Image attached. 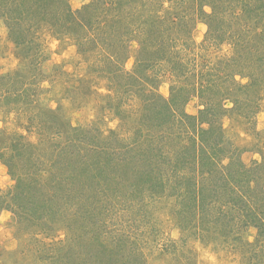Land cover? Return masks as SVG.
I'll use <instances>...</instances> for the list:
<instances>
[{"label": "rangeland", "instance_id": "obj_1", "mask_svg": "<svg viewBox=\"0 0 264 264\" xmlns=\"http://www.w3.org/2000/svg\"><path fill=\"white\" fill-rule=\"evenodd\" d=\"M41 1L50 7L44 15L34 6L13 30L8 7L21 1L0 0V58L11 53L16 62L7 72L0 64V164L13 182L0 189V211L12 214L0 264H98L103 248L123 256L121 264H211L205 252L222 264H262L257 228L217 222L224 209L234 212L221 207L232 190L214 188L239 167L247 174L238 180L249 175L252 186L264 185V77L256 60L237 64L236 79L250 84L245 75H255L257 91L241 93L244 105L222 119L224 156L216 161L227 168L202 174L208 158L199 137L190 141L182 111L198 115L206 97L217 100L222 75L233 71L227 60L262 44L264 7L259 14L250 7L255 17L245 20L242 1L251 0ZM52 40L57 55L74 51L55 63ZM212 80L213 90L201 87ZM79 177L84 191L71 186ZM194 186L216 200L209 211L179 198Z\"/></svg>", "mask_w": 264, "mask_h": 264}, {"label": "trees", "instance_id": "obj_2", "mask_svg": "<svg viewBox=\"0 0 264 264\" xmlns=\"http://www.w3.org/2000/svg\"><path fill=\"white\" fill-rule=\"evenodd\" d=\"M21 3L18 5H14L12 7H8L9 8V12H11L15 17H16V22L12 25H14L13 30L16 28H19V23L20 21L24 20V18H26V16L31 15L32 13V8L34 6L38 7V5L41 7L39 12L40 14L44 15V11H47L50 7H47L49 4L45 3L44 5L42 4L41 0H20ZM55 1L56 0H52ZM18 2V1H17ZM228 2H232L230 0H228ZM238 4L241 3V0L235 1ZM244 2V6H243V10L247 11L248 16L250 15V17L245 18V20H250V18L254 15H252L251 11H258V14L262 12V8L264 7V0H251L250 2L247 1H242ZM29 3V4H28ZM42 6H41V5ZM255 6V7H254ZM251 7V11L248 10ZM43 9V10H42ZM15 13V14H14ZM68 14L71 17L72 15H74V12L72 11V9L69 8L68 10ZM262 16V14H260ZM262 18V17H261ZM264 17L260 20H263ZM11 22H14L11 21ZM243 33H245L244 36H248L249 38L252 37L253 35L251 34L250 31H245V29L243 30ZM264 35V32L262 31L260 35ZM17 35V34H16ZM20 36L22 35H18L16 38V43L19 44L20 42L24 41V40H20ZM243 36V37H244ZM261 38V42L262 44H259L258 46H254L251 48L250 52L251 54H247V52L244 51V55L240 56L241 54H239V52L237 53L236 56L231 57L227 60V69L231 68L233 69V71H229V72H225L226 76L225 79L223 78L222 75V83H219L217 86V89L221 88V91L219 93V98H217V100H213L211 99V97H206V101H205V105L202 109L199 110L198 115H192V114H188L185 113L184 111H182L183 116L188 120V122H190V141L192 139L193 143L197 144V140L198 137L200 138V142H201V151L203 153L202 157L203 159L205 158L204 156H206L208 159H204L205 164L208 165V167L210 168H201L202 170V174H204L205 172L210 173L212 176H214V172L215 174H217L219 171H221L222 169L224 170L225 168H227V166L222 164V161L219 163H217L216 159H222V157L224 155L222 154H218L217 151L221 150L222 152V147L221 144L224 142V133L223 132V123H222V119L223 117L230 111L233 110L234 108H237V106H243V102H246V99L244 100V97H242L241 93H244V91H246L247 89H255L256 90V85L258 80H256V76L254 75L251 76V74H247L245 76L251 78L252 82L250 84H242L240 83V81H237L236 76H238L239 74L237 72H242V71H237V64L242 65L244 67H247V58L248 55H251L252 57H250V59L252 58L253 61L256 60V64L259 68V70L262 72V77H264V38H262L261 36H259ZM247 37L242 38L244 40V43L247 45V42L245 39H249ZM243 43V42H242ZM255 64V63H254ZM238 65V66H239ZM241 76V75H239ZM243 76H241L242 78ZM214 81L216 80H212L211 82L207 83L208 85L206 86H201L202 88L207 89L208 91H211L214 89L215 85H214ZM178 88H176L177 90ZM216 89V90H217ZM175 88L174 91L172 93L173 98L176 97L177 92ZM257 91V90H256ZM216 92V91H215ZM177 97H180V94L177 95ZM173 98H171L173 100ZM184 101V99H183ZM232 103L233 106L232 107H228V104ZM219 131L221 133V137L219 138H214V139H204L203 135H208L209 133H213ZM188 133V132H187ZM200 135H202V138L200 137ZM194 147V145H193ZM216 154V155H215ZM217 157V158H216ZM223 167V168H222ZM200 168V167H199ZM84 171L87 170V167L83 166ZM89 169V168H88ZM231 172V170H229L227 173H225L222 177H220L219 180L216 181L217 185L215 188L216 189L219 188V186H223L225 189L228 190H232L229 191L230 197L227 198L226 202L222 204L221 203V207H223L224 205H230L231 210L234 212L232 213L231 211L227 212L224 209V212L222 213V215H218V219L217 222L219 221H226V220H233V225L236 224V222L239 224L237 219H241L242 222V226L244 227H249V226H253L255 228H257L258 230V237L262 240H264V196H260V195H264V185L260 186V188H255V185L252 186V181L250 180L249 175L246 176V179H242V180H238L237 177H239L238 175H246V169L244 167H239L236 170V174H233ZM59 177H55L53 180H58ZM213 178V177H212ZM235 179V183L233 185H231V180ZM256 181V179H253V182ZM257 182V181H256ZM74 183V184H73ZM71 186H73V189L77 190V191H84L86 189V184L84 183V181L82 179H80V177L78 178L77 181H74ZM196 190V186L193 187L192 191H179V198L180 199H189L191 201V205L195 204V209L196 211L201 207L202 211H209L207 208L209 207V205H211V203H215V199H210L205 196V197H201V192L199 191H195ZM5 197V196H4ZM16 199V198H15ZM218 201V200H217ZM188 207L190 208L189 204ZM186 210L185 209H177L176 211V215H179L180 218L184 215V212ZM37 216V215H36ZM36 218H38V220H40L42 217L37 216ZM261 244L264 245L263 242H261ZM102 251L104 252V254H107V259L104 257L103 258V252H102V257H98V261H100L98 264H121L120 260L123 258V256H119L118 253H115L114 251H109L106 248H103ZM259 249L257 247L256 253L258 254ZM79 255L75 256L78 257ZM259 256V255H258ZM93 259V258H92ZM264 261V260H263ZM72 264H84L85 261H81L80 259H72ZM90 264H97L94 261L90 262ZM261 264V261H260ZM264 264V262L262 263Z\"/></svg>", "mask_w": 264, "mask_h": 264}, {"label": "clouds", "instance_id": "obj_3", "mask_svg": "<svg viewBox=\"0 0 264 264\" xmlns=\"http://www.w3.org/2000/svg\"><path fill=\"white\" fill-rule=\"evenodd\" d=\"M73 3L76 7H79V3L77 2V0H73ZM202 28H205V26L201 25ZM206 30V29H205ZM0 35H5V32L0 29ZM59 44V41L57 40H52L49 47L52 49V60L55 63H60L62 59H66L68 58L69 54L72 53L74 51V49H69L68 51L57 55L55 49L57 48ZM9 46L11 47L12 45L9 44ZM9 60H13V57L11 55V53L8 54V59H3L0 58V64L5 65V67L3 68V72H7L9 70V67H15V61L13 60V63L11 65L8 64ZM130 67V64H129ZM68 71H71V67H68L67 69ZM0 74H2V72H0ZM45 86H47L45 84ZM101 91H103V89H101ZM52 107H55V104L52 105ZM261 120H264V113L261 114L260 116ZM3 125L0 124V127H2ZM227 126V125H225ZM110 127H115V123L111 124ZM243 135V133H242ZM11 183H13L10 179V177L7 175V169L4 165L0 164V189H5L6 187L11 186ZM11 213L8 211H0V236H2L3 238L7 239L10 238V231L7 228V223L8 221L11 219ZM15 246V244L13 243V247ZM202 260H206V261H210L211 264H222V262H218L216 260V255L214 253L211 252H205L204 255L201 257Z\"/></svg>", "mask_w": 264, "mask_h": 264}]
</instances>
